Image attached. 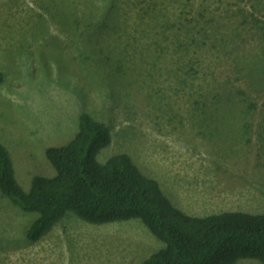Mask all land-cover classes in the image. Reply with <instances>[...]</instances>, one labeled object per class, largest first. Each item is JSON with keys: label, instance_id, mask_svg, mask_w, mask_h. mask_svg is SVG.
Wrapping results in <instances>:
<instances>
[{"label": "rangeland", "instance_id": "374dc122", "mask_svg": "<svg viewBox=\"0 0 264 264\" xmlns=\"http://www.w3.org/2000/svg\"><path fill=\"white\" fill-rule=\"evenodd\" d=\"M110 1L113 16L79 31L67 7L81 0H0V144L18 183L54 174L46 148L71 141L87 113L110 131L97 159L128 155L184 212L264 213V99L234 87L262 65L257 34L225 9L242 0H171L159 22L149 10L164 0ZM227 89L240 102L222 100ZM35 216L0 194V264H139L162 246L138 219L91 224L72 212L33 242L24 230Z\"/></svg>", "mask_w": 264, "mask_h": 264}, {"label": "trees", "instance_id": "16d2710c", "mask_svg": "<svg viewBox=\"0 0 264 264\" xmlns=\"http://www.w3.org/2000/svg\"><path fill=\"white\" fill-rule=\"evenodd\" d=\"M161 2V9L149 10L148 17L154 22H159L160 15L162 20L171 0ZM250 3L256 6L245 13L246 4ZM77 4L81 5L77 11H73L76 6L68 4L69 20H72L68 26L79 31L93 27L98 20L104 22L105 17L113 16L118 8L110 0H81ZM259 5L264 6V0H242L240 4L235 1L225 9H228L226 17H242L237 21V27L244 28V33L257 34L254 50L261 59L259 64H262H248L246 71L257 74L244 78V87L233 84L238 89L236 93L244 92L245 98L258 96L264 99V12L259 10ZM202 15L203 12L199 18ZM145 24L152 23L147 19ZM235 41L236 46L244 43L239 38ZM241 68L244 67L241 65ZM2 79L0 71V84ZM224 95L226 97L222 100L240 102L233 89H227ZM249 101L252 100L244 102L243 121H249L248 111L253 106V101ZM223 108V104L215 106L208 117L212 120L220 118L219 111ZM79 123L80 128L71 141L45 150L54 174L33 175L27 190L18 183L12 157L0 144L1 196L8 198L21 211L36 214L24 230L28 240H40L72 212L91 224L140 220L162 246L139 264H236L247 258L264 264V213L223 210L205 215L188 214L172 204L158 182L145 176L128 155H114L105 162L97 159L101 149L111 141L109 128L104 122L82 113Z\"/></svg>", "mask_w": 264, "mask_h": 264}]
</instances>
